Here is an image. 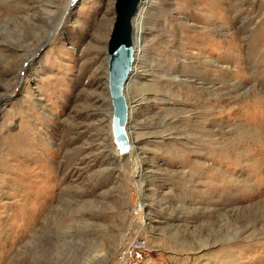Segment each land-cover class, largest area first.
I'll use <instances>...</instances> for the list:
<instances>
[{
	"label": "rangeland",
	"instance_id": "374dc122",
	"mask_svg": "<svg viewBox=\"0 0 264 264\" xmlns=\"http://www.w3.org/2000/svg\"><path fill=\"white\" fill-rule=\"evenodd\" d=\"M69 1L0 0V264H264V0L145 1L122 149L115 0Z\"/></svg>",
	"mask_w": 264,
	"mask_h": 264
},
{
	"label": "water",
	"instance_id": "95a60500",
	"mask_svg": "<svg viewBox=\"0 0 264 264\" xmlns=\"http://www.w3.org/2000/svg\"><path fill=\"white\" fill-rule=\"evenodd\" d=\"M141 0H115V19L107 40L108 94L112 107L114 138L125 137L126 105L123 95L133 63L132 22Z\"/></svg>",
	"mask_w": 264,
	"mask_h": 264
},
{
	"label": "bare ground",
	"instance_id": "6f19581e",
	"mask_svg": "<svg viewBox=\"0 0 264 264\" xmlns=\"http://www.w3.org/2000/svg\"><path fill=\"white\" fill-rule=\"evenodd\" d=\"M146 0H141V2H140V6L138 7V10H137V12H136V14H135V20L132 22V31H133V63H132V66H131V70H130V72H129V76H128V78H134V80H135V78H137V75H138V72L140 71V59H139V61H134V56H138V54L141 52V49L138 47V42L140 41V40H138L139 39V37L138 36H135V35H137L136 33H135V23H136V20H137V18L138 17H140L141 16V13H142V10L144 9V7L146 6V4H147V2H145ZM72 2H73V0H70L69 2H68V4H67V9H66V11H68L69 10V8H70V5L72 4ZM59 20H62V19H59ZM59 24V23H58ZM57 24V25H58ZM56 25V26H57ZM60 26V25H59ZM58 26V27H59ZM57 27V28H58ZM137 27V26H136ZM55 29L54 30V32L56 33L57 32V30L58 29ZM138 30V29H137ZM127 84V83H126ZM131 84H132V82H130V84H127L128 85V87H130L131 86ZM126 87V86H125ZM124 87V90L126 89ZM4 87H1L0 86V90H2ZM124 99H125V97H124ZM136 104V103H135ZM125 105H126V103H125ZM133 106V105H132ZM135 107V106H134ZM131 111V107L129 106V104L127 103V107H126V112H127V118H126V124H127V121H129L130 122V118L128 117V114H129V112ZM131 116V115H130ZM132 119V118H131ZM126 126V125H125ZM128 134V133H127ZM128 137V136H127ZM117 141H118V143H116L117 144V146H118V148L119 149H122L123 148V146H122V144H124L125 142H126V132H125V137L124 138H115ZM134 143L133 142H130V147H131V149H133V145ZM124 150V149H123ZM135 151V150H134ZM118 153H124V152H122L121 150H118ZM120 155H123V154H120ZM136 170V169H135Z\"/></svg>",
	"mask_w": 264,
	"mask_h": 264
},
{
	"label": "built area",
	"instance_id": "2783aa9c",
	"mask_svg": "<svg viewBox=\"0 0 264 264\" xmlns=\"http://www.w3.org/2000/svg\"><path fill=\"white\" fill-rule=\"evenodd\" d=\"M147 249V244L140 238H130L126 243H122L117 249L115 256L107 264H129V258L136 252Z\"/></svg>",
	"mask_w": 264,
	"mask_h": 264
}]
</instances>
